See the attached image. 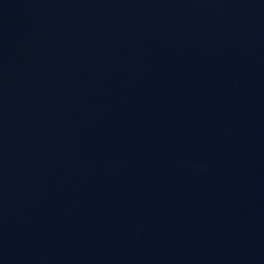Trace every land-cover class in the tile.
Wrapping results in <instances>:
<instances>
[{"label": "water", "instance_id": "1", "mask_svg": "<svg viewBox=\"0 0 264 264\" xmlns=\"http://www.w3.org/2000/svg\"><path fill=\"white\" fill-rule=\"evenodd\" d=\"M0 264H264V0H0Z\"/></svg>", "mask_w": 264, "mask_h": 264}]
</instances>
